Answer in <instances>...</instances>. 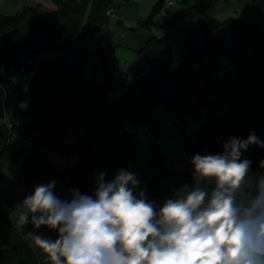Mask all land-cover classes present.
I'll return each instance as SVG.
<instances>
[{
    "label": "trees",
    "instance_id": "1",
    "mask_svg": "<svg viewBox=\"0 0 264 264\" xmlns=\"http://www.w3.org/2000/svg\"><path fill=\"white\" fill-rule=\"evenodd\" d=\"M32 1L14 14L0 10V159L12 174L0 194V264H50L18 223L17 206L35 186L55 181L54 193L64 200L73 190L94 195L100 173L108 182L123 169L139 180L136 194L143 191L159 208L194 184L195 155L223 154L230 138L246 140L252 133L264 144V43L241 60L232 57L235 71L227 77L220 74L226 69L212 25L200 22L174 40L170 22L207 0H157L139 27L162 29L156 17L164 14V33L147 39L138 50L142 62L126 71L118 70L111 49L72 59L69 51L70 43H85L111 26L130 0H46L54 7L50 15ZM117 24L123 26L122 20ZM224 27L234 36L250 25L230 18ZM32 69L29 88L21 87L17 78ZM220 104L223 114L192 128ZM11 105L20 106L24 123L8 118ZM160 118L188 156L183 169L164 154ZM139 129L152 137L144 164L137 156L143 143L134 139ZM28 142L34 144L29 152ZM241 159L251 162L254 176L264 173V147L250 145Z\"/></svg>",
    "mask_w": 264,
    "mask_h": 264
},
{
    "label": "clouds",
    "instance_id": "2",
    "mask_svg": "<svg viewBox=\"0 0 264 264\" xmlns=\"http://www.w3.org/2000/svg\"><path fill=\"white\" fill-rule=\"evenodd\" d=\"M254 133L230 138L223 154L195 155L194 184L162 207L136 194L139 180L119 170L100 173L94 195L54 193L55 181L34 187L18 207V223L58 232L27 236L50 264H264V173L250 175L241 159ZM264 168V162H261ZM212 184L211 190L206 185Z\"/></svg>",
    "mask_w": 264,
    "mask_h": 264
},
{
    "label": "rangeland",
    "instance_id": "3",
    "mask_svg": "<svg viewBox=\"0 0 264 264\" xmlns=\"http://www.w3.org/2000/svg\"><path fill=\"white\" fill-rule=\"evenodd\" d=\"M154 1V0H153ZM202 0H200L201 2ZM41 4L42 10L46 14H52L53 6L50 4V2H47L46 0H38L35 1ZM199 2V3H200ZM34 1L32 0H0V10L5 14H14L18 7L22 6L23 4H33ZM155 3V2H154ZM170 4V1H168ZM197 3V1H196ZM236 0H207L203 4H200L197 9L195 10H187L184 12L178 20L171 21V25L175 24L173 35L174 40L178 36V34L181 35V31L191 28L193 26H196L200 22H207L208 24L212 25L214 28L215 35L219 38V46H218V52L220 59L222 63H224V68L226 70H221L220 74L226 73L227 77H231L232 74L235 71V64L233 61H231L232 57H235L238 60H241L244 55L251 51V49L257 45L259 42L264 43V20L253 16L249 13H247L243 8H241L238 5H235ZM148 6V5H147ZM146 6V11H148V8ZM172 6V5H169ZM152 7V5H151ZM129 7H127L128 9ZM121 9V8H120ZM230 18H238L243 20L244 22L248 23L250 27L242 32L241 35H232L227 28L224 27L225 21ZM115 17H113L111 22V27H114V20ZM172 27V26H171ZM115 29V27H114ZM158 31V35H161L164 33V29L156 30ZM121 42V41H120ZM123 44V42H121ZM122 44L113 45L112 47H107V49L115 50L117 46L124 47ZM91 45H96L97 43L94 41L89 42V44H86L83 46L85 49L84 52L87 51L88 47ZM80 48V46H77ZM125 48H128L125 46ZM72 49H70L69 53H71ZM129 50H126L124 48H118L116 51V54L119 56V67L118 70H126L128 68L129 64H133L134 58L131 57V53ZM87 51L86 53H88ZM134 55V53H132ZM46 56V55H43ZM135 56V55H134ZM129 58V63H126V59ZM34 68V67H33ZM35 69H32L29 73L17 78V83L23 87L28 89L30 86V82L33 76ZM20 106L18 105H11L7 107V113L8 118L14 119L17 123H24L21 116L17 115V111ZM223 105H217L214 107L213 111H208V117H199L200 119L194 121L196 124H193L192 128L195 130L196 127H199L200 124H202L205 120L208 118L215 116L216 114H223ZM161 113H157L158 117H161ZM161 119V118H160ZM27 123H29V119L26 120ZM160 125L162 126V130L167 138V146L165 147L164 154L167 157V160L169 158H173L177 162V167L179 169H183L188 164L187 154L183 150L182 146H178V143H176L174 136H170L169 133L172 131L170 127H168V132L165 129L163 118L159 120ZM138 134L135 136V140L139 141L140 143H143L141 146L137 148V156L140 159V162L144 164V161L146 159L147 153L149 152L150 142L152 137L145 132H143L141 129H139ZM76 133L79 135L81 134L80 129H76ZM190 135L193 134V130H190L188 132ZM172 134V133H171ZM138 143V142H137ZM178 147V148H177ZM25 148L27 152L30 151V149L34 148L33 142H28L25 144ZM170 149H176V151H170ZM243 160V159H242ZM6 173V178L4 175V172ZM7 171V172H6ZM250 175H253L249 169ZM12 174L6 170V166L4 165V162L0 159V194L3 191V187L8 182V178ZM254 176V175H253ZM1 243V242H0Z\"/></svg>",
    "mask_w": 264,
    "mask_h": 264
},
{
    "label": "crops",
    "instance_id": "4",
    "mask_svg": "<svg viewBox=\"0 0 264 264\" xmlns=\"http://www.w3.org/2000/svg\"><path fill=\"white\" fill-rule=\"evenodd\" d=\"M157 0H130L128 3H123L121 5V9H119L118 14L115 15V21H114V27L109 28L105 27L103 28L99 34L86 41L85 43H82L79 40H76L71 44L72 51L69 53V57L72 59L75 56L84 55L88 53H93L95 51H98L103 48L112 47L113 45L122 44L123 46H127L128 48L117 46L115 50H112V54L115 58L118 59L119 64V56L116 54V51L118 48H124L126 50H129L131 53V57L134 58L133 64H129L127 69H130L132 66L138 65L140 62H142V58L139 54V49L144 45V43L149 39L152 35H158V31L150 32L149 30H145L141 27H139L140 21L145 20L151 11V5L153 6L154 2ZM148 5V6H147ZM146 6L148 8V11H146ZM127 7H129L127 9ZM173 13L176 14L179 12V8H172ZM118 20H122L123 26H119L117 24ZM172 19H170L171 21ZM164 14H160L156 17V22L158 23L159 27H164ZM155 30V29H154ZM94 41L97 43L96 45H91L88 47L87 51L83 48L86 44H89V42ZM121 41V42H120ZM77 46H80L78 48ZM128 51V52H129ZM134 53V55L132 54ZM86 59H92V62H95L96 59L89 56ZM129 58L126 59V63L128 64ZM126 69V70H127ZM122 70V69H121ZM124 70V71H126Z\"/></svg>",
    "mask_w": 264,
    "mask_h": 264
},
{
    "label": "water",
    "instance_id": "5",
    "mask_svg": "<svg viewBox=\"0 0 264 264\" xmlns=\"http://www.w3.org/2000/svg\"><path fill=\"white\" fill-rule=\"evenodd\" d=\"M235 5L243 8L247 13L259 17L264 20V0H236ZM26 233L35 231L36 234H43L45 237L55 240L58 238V232L56 230H50L47 227H41L34 229L31 222L22 226Z\"/></svg>",
    "mask_w": 264,
    "mask_h": 264
},
{
    "label": "built area",
    "instance_id": "6",
    "mask_svg": "<svg viewBox=\"0 0 264 264\" xmlns=\"http://www.w3.org/2000/svg\"><path fill=\"white\" fill-rule=\"evenodd\" d=\"M172 5V3H170Z\"/></svg>",
    "mask_w": 264,
    "mask_h": 264
}]
</instances>
